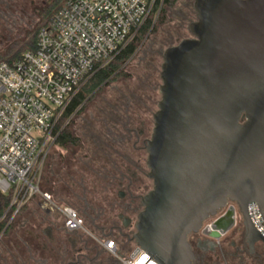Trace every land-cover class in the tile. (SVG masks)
<instances>
[{
	"label": "water",
	"instance_id": "95a60500",
	"mask_svg": "<svg viewBox=\"0 0 264 264\" xmlns=\"http://www.w3.org/2000/svg\"><path fill=\"white\" fill-rule=\"evenodd\" d=\"M192 38L165 50L161 100L147 144L153 190L136 245L158 264H192L189 237L236 202L250 253L264 246V0H194ZM234 224L219 217L209 237Z\"/></svg>",
	"mask_w": 264,
	"mask_h": 264
},
{
	"label": "built area",
	"instance_id": "2783aa9c",
	"mask_svg": "<svg viewBox=\"0 0 264 264\" xmlns=\"http://www.w3.org/2000/svg\"><path fill=\"white\" fill-rule=\"evenodd\" d=\"M157 1L62 0L51 23L39 29L36 51L12 64L0 63V194L12 193L10 222L35 198L43 210L58 211L69 231L83 228L76 210L40 189L37 173L83 81L135 38ZM249 213L264 236L256 203L249 205ZM101 245L121 264H158L138 246L124 254L113 240Z\"/></svg>",
	"mask_w": 264,
	"mask_h": 264
},
{
	"label": "flooded vegetation",
	"instance_id": "af4514ba",
	"mask_svg": "<svg viewBox=\"0 0 264 264\" xmlns=\"http://www.w3.org/2000/svg\"><path fill=\"white\" fill-rule=\"evenodd\" d=\"M172 1L166 3L162 0L161 6L170 13L175 11L189 25L196 21L194 2L192 10L195 19L186 18V9L191 7L192 0H183L180 9H174ZM183 28L178 27L176 33H181ZM150 112V109H144L126 114L125 121L117 127L119 129L108 132V138L114 145L101 140L103 149L100 154L105 158H98L103 160L105 170L93 175L90 199L85 187L81 195L73 196L76 199L72 204L78 211L73 209L82 215L79 214L83 228L69 231L58 211L43 210L39 201L32 202L0 233V264H121L102 247L101 242L115 241L124 254L137 246L135 224L143 211L142 200L154 188L153 181L148 177L146 149L154 128V123L151 125L146 119ZM25 212L28 214L20 217ZM230 213L233 214L234 224L221 233L219 239L209 237L215 221ZM237 213L238 204L229 201L218 217L209 219L199 234L189 237L195 253L192 264L203 263L204 254L215 252L222 238L230 235L229 239L236 236L244 240V227L241 231H234Z\"/></svg>",
	"mask_w": 264,
	"mask_h": 264
},
{
	"label": "rangeland",
	"instance_id": "374dc122",
	"mask_svg": "<svg viewBox=\"0 0 264 264\" xmlns=\"http://www.w3.org/2000/svg\"><path fill=\"white\" fill-rule=\"evenodd\" d=\"M50 1L0 0V56L11 46L17 47L30 38L39 27L42 21L41 12ZM193 2L194 0L191 1V8L186 9V18L192 21L195 19ZM172 3L174 9H180L183 0H173ZM164 9L166 11L164 18L163 15H156L154 18L157 31L142 40L136 55L123 67L125 76L97 92L85 105L84 110L72 119L69 127L71 132L80 138L82 142L80 148H72L68 152L56 147L51 148L39 168L37 181L40 189L77 211L76 206L72 204L76 198H72L71 203L67 201L69 198L66 199L65 194L68 192L66 184L72 185L71 190L69 189L71 195L81 194L85 187L88 198H91L93 170L90 169L97 168L91 160L93 155L96 158L104 157L100 154V150L103 149L102 141L114 145L111 138H108V132L119 129L117 127L121 126L126 114H130L132 110L150 109V115L146 116V119L151 125L154 123L151 114L157 112L161 100L159 88L162 84V54L168 48L191 38L187 30L189 22L182 21L183 17L175 11L170 13ZM180 26L184 28L177 34L176 29ZM97 153L99 155H96ZM37 201L34 198L31 202ZM27 214L28 212H25L20 217L23 218ZM242 229V217L238 209L234 231ZM228 237L230 235L222 238L215 252L204 254V261L201 264H264L263 245H256L254 254H251L244 240L236 236L230 239Z\"/></svg>",
	"mask_w": 264,
	"mask_h": 264
},
{
	"label": "trees",
	"instance_id": "16d2710c",
	"mask_svg": "<svg viewBox=\"0 0 264 264\" xmlns=\"http://www.w3.org/2000/svg\"><path fill=\"white\" fill-rule=\"evenodd\" d=\"M165 1L166 3L169 2V0ZM161 3L162 0L157 1L154 12L151 14L147 22L140 29V31L136 34L135 38L123 50L108 65L104 67H99V69L91 77L83 81L78 93L74 96L65 113L57 123L56 129L54 131L56 140L52 148L56 147L60 150L67 152L72 148H80L82 144L80 138L76 137L71 132L69 127L72 119L84 110L85 105L93 99L97 92L102 90L105 86H108L112 82H115L125 76L123 67L128 62H130L136 55L139 44L149 34H153L157 31V27L154 23L155 16L163 15V18L165 17L166 11L163 6H161ZM62 6V0H51L48 6L41 12L42 21L39 24V27L35 30V32L30 36L28 40L22 42L20 45L18 44L17 47L16 45L11 46L4 55L0 56V63L6 62L12 64L15 61L19 60L25 52H35L36 37L39 29L46 25H49L55 15H57L58 12L61 10ZM91 160L97 166V168L90 169L93 170L92 174L95 175L96 172L103 173V171L105 170L103 160H100V158L98 157L96 158V156L94 155ZM66 186L68 187V192L64 194L66 196V199L69 198L67 199V201L71 203L73 200L72 198H74L73 195H71L70 193L72 185L67 183ZM12 198V193L5 195L0 194V233L4 231V229L10 222L12 211L8 213L7 211L11 206ZM57 202L61 205L68 206V204H66L64 201ZM25 210L26 207L22 208L19 214H21V212H24Z\"/></svg>",
	"mask_w": 264,
	"mask_h": 264
}]
</instances>
